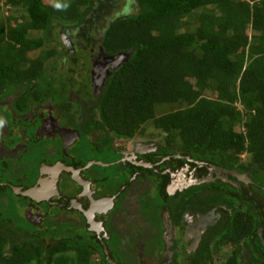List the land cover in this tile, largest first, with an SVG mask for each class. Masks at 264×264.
Segmentation results:
<instances>
[{"label": "trees", "instance_id": "obj_1", "mask_svg": "<svg viewBox=\"0 0 264 264\" xmlns=\"http://www.w3.org/2000/svg\"><path fill=\"white\" fill-rule=\"evenodd\" d=\"M54 2L0 0L9 11L0 17V101L10 97L5 107L11 112L0 111L29 140L21 156L29 168L27 184L45 158L46 142L35 138L37 125L24 115L45 102L56 105L61 117L72 116V102L86 99L72 149L84 158H117L111 136L132 137L148 123L164 132V145L184 155L248 171L255 204L228 182L199 186L210 187L213 205L231 211L214 229L218 243L235 245L220 264H264V0H132L128 15H118L128 0H70L66 11L54 9ZM61 32L71 35V46L62 43ZM96 43L105 55L123 57L100 93L90 95L86 51ZM160 103L176 107L155 115ZM94 129L100 134L89 141ZM101 169L111 179L115 165ZM120 182L113 177L115 187ZM11 193L0 186V264H96L91 233L77 224H29ZM241 199L243 205L232 206ZM240 240L249 254L238 261Z\"/></svg>", "mask_w": 264, "mask_h": 264}, {"label": "flooded vegetation", "instance_id": "obj_2", "mask_svg": "<svg viewBox=\"0 0 264 264\" xmlns=\"http://www.w3.org/2000/svg\"><path fill=\"white\" fill-rule=\"evenodd\" d=\"M60 39L65 46L73 44L71 35L67 33L61 32ZM87 47L88 88L90 95H96L100 93L107 75L118 65V57H123V54L113 59L103 53L98 43L88 44ZM69 51L72 52V48ZM104 72L102 81L98 77L92 80V75ZM68 96L75 95L69 92ZM10 99L0 101L4 112H11L5 107ZM80 104L85 105L86 99L84 102L81 100ZM79 108L75 110L78 111L77 121H74L75 111L71 112L72 116L64 114L61 117L56 105L45 102L33 106L24 115L30 123L35 122L37 125L34 129L35 138L46 142L43 145L45 158L39 162L36 176L30 184H27L28 164L21 161L29 143L23 136L24 129L12 123H6L0 129V171L5 170L0 186L8 187L16 202L23 205L20 210L29 224L44 227L45 224L50 225L49 222H59L82 226L91 233L95 242L91 258L96 264H220L232 253L235 245L230 242L218 243L214 230L219 219L230 215V208L222 203L213 205L207 196L211 193L210 187L199 185L216 180L228 182L241 190L240 197L245 192V198L255 204V192L249 187L255 182L239 181L223 170L233 168L184 155L164 145L165 140L162 138H139L132 141L128 148L114 141L115 138L125 141L131 137H116L107 133L111 136L109 147L118 157L111 160L84 158L72 150L79 140V131L74 125L80 123ZM2 112L0 116L4 118ZM60 119L64 120V124L60 123ZM101 130V134L96 129L89 132V141L96 140L97 134L104 139L107 129L103 127ZM142 134L140 132L138 135ZM15 136L20 138L12 142ZM165 149L167 151L163 153ZM55 164L68 169L56 170V192L46 199L36 201L12 190V186L23 190L39 178L47 177L49 173L42 171L41 166L51 167ZM113 164L115 172L112 170L110 179V174H104L101 167ZM21 167L23 172H20ZM74 175L79 182L73 179ZM114 176L121 178L116 187ZM187 189L191 193L184 195ZM215 189L223 190L221 187ZM232 195L237 197V191ZM163 201L169 204L160 206L159 202ZM179 201L182 202V208L174 206V202L178 204ZM243 203L241 199L232 206H241ZM53 207H58L59 211L54 213ZM257 234L262 233L258 230ZM241 241L238 244V261L247 259L249 254ZM261 242L264 243V240L261 239ZM109 244L115 246L112 249L118 252V262L110 257L112 246Z\"/></svg>", "mask_w": 264, "mask_h": 264}, {"label": "water", "instance_id": "obj_3", "mask_svg": "<svg viewBox=\"0 0 264 264\" xmlns=\"http://www.w3.org/2000/svg\"><path fill=\"white\" fill-rule=\"evenodd\" d=\"M112 57H114L113 59L117 58L115 56H112ZM112 57H109V58H112ZM93 72L96 73L95 71H93ZM106 72H107V69H106ZM106 72H104L103 74H100V75L97 74V76H96V74H94V75H92L91 78H92V80H95L98 77L100 79V81H102V78ZM97 73H98V70H97ZM75 134H76V132H75ZM62 166L63 165H61V164H57V165L55 164L54 166H51V167H46V166L42 165L41 170L47 171L49 173V175L47 177L39 178L37 181H35V183L32 186L27 187L23 190L18 189V187H14V186H12L11 188L14 192L17 193V191H18L20 194L25 195V196L33 199V200H36V201L40 200V199L41 200L46 199V197H48L50 194H52L53 192L54 193L56 192V188H55L56 187L55 183H56V179H57L56 170H58L60 168L68 169V167H62ZM47 168H50V169H47ZM223 170L226 171L227 173H229L230 175H232L233 177H235L236 179H238L239 181H242V182L248 181L250 183H253V181L250 179V177L248 175V172H238V171L233 170V169H229V170L223 169ZM73 179H75L77 182H79L78 178L75 175L73 176ZM46 186H49V188H47Z\"/></svg>", "mask_w": 264, "mask_h": 264}, {"label": "rangeland", "instance_id": "obj_4", "mask_svg": "<svg viewBox=\"0 0 264 264\" xmlns=\"http://www.w3.org/2000/svg\"><path fill=\"white\" fill-rule=\"evenodd\" d=\"M119 2H117L118 5H122L124 3V0H118ZM9 10V9H8ZM7 13H9V11H7V8L5 6H1L0 7V17L2 16H5ZM13 14V12H12ZM15 15V14H14ZM176 107L175 104H165V103H160L158 105H156L155 107V110H154V113L155 115H158L160 113H163V112H166L168 111L169 109H172ZM76 108H79V105L76 106V103L75 102H72V109H71V112L75 111ZM78 111H75V114H74V121H77L78 120ZM143 134L142 135H138L137 133L129 138L128 140H125V141H122L121 139H117L115 138V143L116 144H122V146H126V147H130L132 145V141L134 140H137V139H160L161 140V137H162V133L160 130L156 129V128H153L151 125H149L148 123H146L144 125V128L142 129L141 131ZM242 157V156H241ZM22 159V158H21ZM21 161H24V160H21ZM222 252V251H221ZM222 257V256H221ZM218 259V257H216V260Z\"/></svg>", "mask_w": 264, "mask_h": 264}, {"label": "clouds", "instance_id": "obj_5", "mask_svg": "<svg viewBox=\"0 0 264 264\" xmlns=\"http://www.w3.org/2000/svg\"><path fill=\"white\" fill-rule=\"evenodd\" d=\"M132 3V0H128V2L123 7L121 13H118V15H128L131 14V7L130 4ZM52 7L58 11H66L68 8L71 7L70 0H55V2L52 4ZM6 124V120L3 117H0V129H2Z\"/></svg>", "mask_w": 264, "mask_h": 264}]
</instances>
